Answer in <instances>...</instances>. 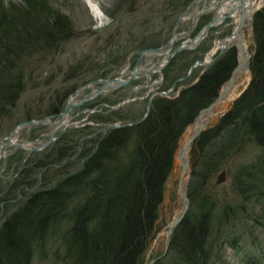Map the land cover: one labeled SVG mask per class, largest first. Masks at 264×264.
Instances as JSON below:
<instances>
[{
    "label": "trees",
    "instance_id": "obj_1",
    "mask_svg": "<svg viewBox=\"0 0 264 264\" xmlns=\"http://www.w3.org/2000/svg\"><path fill=\"white\" fill-rule=\"evenodd\" d=\"M121 1L132 12H137L141 5L140 0ZM193 1H166L164 8L170 13L167 19L183 13ZM22 3L11 8L0 2V111L5 114L17 107L32 83L25 72L26 62L41 51L59 48L73 35L72 21L47 0H22ZM254 34L253 80L218 128L229 131L228 143H233L229 149L239 150L248 137L264 152V8L255 15ZM158 45L160 41L156 38L145 37L134 51ZM126 53L120 57L125 58ZM234 61V56L228 55L195 85L183 89L177 98H156L144 122L108 132L83 153L80 170L27 198L0 225V264H32L34 256L45 252L51 236L63 226L67 231L60 237L61 250L57 254L63 264H143L157 227L179 139L199 110L214 101ZM171 66L173 63L167 69ZM176 79L167 74L165 84L169 86ZM72 91H65L64 98ZM62 104H52L45 112L30 110L26 119L41 120L60 114ZM124 119L120 112H112L104 122ZM199 145L202 146L200 138L192 155ZM62 160L63 156L56 164ZM193 165L192 177L201 178L196 163ZM29 169L23 174L29 181L21 176L13 185L15 193L33 188L34 181L30 178L35 167ZM260 171L264 173V166ZM209 175L202 178V183ZM259 187L253 182L248 191L260 199L263 189ZM227 208L221 217L230 213L231 206ZM219 217L188 213L172 236L169 252L155 264L220 262ZM223 242L227 243L224 239ZM239 242L238 236L228 243L235 247ZM254 249L243 251L245 264H264L263 248Z\"/></svg>",
    "mask_w": 264,
    "mask_h": 264
},
{
    "label": "rangeland",
    "instance_id": "obj_2",
    "mask_svg": "<svg viewBox=\"0 0 264 264\" xmlns=\"http://www.w3.org/2000/svg\"><path fill=\"white\" fill-rule=\"evenodd\" d=\"M1 1L6 7L11 6V8L23 4L22 0ZM47 1L52 8L64 13L72 21L73 35L59 48L41 51L42 53L34 56V59L26 62L25 72L28 78L31 77L32 83L16 108L6 114L0 111V142L2 138H7L19 124L28 121L26 117L30 110L45 112L52 104L60 106L63 102L62 113L71 97L78 94L85 86L90 87L76 97L77 101L82 103L70 114L71 126L63 134L61 129L58 130L55 141L47 148L32 153L9 148L2 153L3 157L0 158V225L31 195L37 191L52 188L61 179L80 170L84 163L81 157L83 153L92 149L98 139L112 131L109 130L110 126L130 124L141 120L147 113L151 92H167L175 86L171 98L178 96L183 89L196 84L204 72L206 73L215 64L227 58L229 53L225 51L205 70L198 65L186 78L191 67L196 64V60L199 62L204 60L214 44L225 36L231 35L234 30L232 20H227L224 24L213 28L198 47L189 52L183 51L176 54L169 63V65L173 63V66L167 69L168 65L162 72L153 74L146 88L141 87L149 82V77L143 73L139 79L126 87L103 93L93 100L84 101L89 92L98 86L97 81L122 75L123 79H127L130 76L138 60V56L133 54L134 49L145 37L156 38V41H160L158 46L167 45L172 37L176 17L170 21L167 19L170 13L164 8V4L167 6L165 2L168 0H140L141 5L137 12L130 11L128 5L123 4L121 0H94L104 14V20L96 18L86 0ZM221 5L220 1L209 0L191 10L187 19L177 28L179 41L175 43L174 48L186 40L188 34H191L190 38L193 39L216 16V10ZM197 16L201 17L195 21ZM161 32L162 35H160ZM246 41L250 54L253 56L256 50L254 25L253 29L247 32ZM124 52H127L126 56L121 58L120 55ZM182 53L185 54L178 59ZM144 63V67L149 68L150 65H156L158 60L147 59ZM167 74L171 78L177 77L175 82L169 86L165 84ZM183 78L186 79L183 80ZM250 80H253V75ZM71 90L74 91L64 98L63 93ZM133 92L128 103L118 110L113 109L117 108ZM158 97L161 96H155L152 106ZM233 109L234 104L222 114L211 119L207 130L200 137L202 146H197L195 154L192 155L190 152L189 156L191 178L188 182L187 193L191 206L188 213L220 216L218 223L221 229L222 249L219 254L221 261L216 264H245L243 251L253 248L264 250V173L260 171L264 166V152L260 145L248 137L243 140V145L239 150L229 149V145L233 144L228 143L230 133L226 130L220 131L218 126L222 123L223 116L231 113ZM112 112H120L125 119L110 123L104 122L107 115ZM60 114L47 115L45 118L51 117L55 122ZM93 116L98 120L94 121ZM99 118H102V121H99ZM187 129L179 139L177 152L187 136ZM50 138L51 128L26 126L17 136V143H29V148H36L48 142ZM62 156V163L56 164L57 159L60 160ZM194 162L201 178L192 177ZM31 166L35 167L30 178L34 181L33 188L22 190L19 194L15 193L14 183L23 174H27ZM180 172V165L175 158L173 169L165 185L164 199L159 207L157 227L143 264H150L164 254L167 229L182 211L183 204L177 193ZM222 172L226 173L225 182L218 185L217 181ZM205 173L211 175L207 176L206 181L202 183ZM22 178L29 181L28 176ZM253 182L258 183L259 190L263 189L260 199L256 194L252 195V191H248ZM230 206V213L221 217V212L229 209L227 207ZM210 210L212 213L209 212ZM66 231V226L56 230L45 252L37 253L32 264H63L57 254L61 250L60 237ZM238 236L240 237L239 246H231L228 243L229 240ZM223 239L227 241L226 244Z\"/></svg>",
    "mask_w": 264,
    "mask_h": 264
},
{
    "label": "water",
    "instance_id": "obj_3",
    "mask_svg": "<svg viewBox=\"0 0 264 264\" xmlns=\"http://www.w3.org/2000/svg\"><path fill=\"white\" fill-rule=\"evenodd\" d=\"M206 1H209V0H194L183 13H181L179 16L176 17V19H175L176 23H175V26L173 29L171 40L169 41L168 45H166V46L162 45L160 48H157V49L150 48L147 50L135 51L133 54H136L138 56V60H137L136 65L132 69L130 76L127 79H123L122 78L123 75H122L121 77H117V78L106 79L103 81H97L96 84L98 86L95 87L94 90L89 92V94L86 96V98H84V101L93 100L103 93H106L109 91H116L120 88H123V87L130 85L131 83H133L134 81L139 79L141 72L142 73L144 72V74L149 77V82H147L146 85L141 87V88H146L147 86H149V84L151 82V79H150L151 76L157 72H162V70L170 63L171 59L176 54L183 52V51L194 50L196 47H198L202 43V41L209 35L210 30L212 28H214L217 24L221 23L220 17L215 16L207 25H205L202 28V30L193 39L189 38V39L181 42V44L179 46L174 48L175 43H177L179 41L177 38L176 32H177V28L180 25V23H182L183 21H185L187 19L188 14H190L191 10H193L194 8H197L200 4H202L203 2H206ZM214 1H220L223 3L226 0H214ZM236 1L240 5L238 4V6H235V8H239L241 6L244 10V7L246 5L247 0H236ZM249 1L251 3V7L253 8V3H252L253 0H249ZM263 8H264V5L255 11L254 17L252 20L253 23H254L255 15ZM201 16H197L195 21H197ZM242 16H243V19H242L241 23L237 26V28L234 31V37L236 38L238 45L231 48V50H235L237 53L239 52V54H241L243 47L245 46V37L243 35V27H244V24L246 22V16L244 15V13ZM252 57L253 56H251L250 60H252ZM154 58L160 59V61L156 65H152L148 69H145V67H144L145 60H147V59L153 60ZM161 60L165 61V62L161 64V62H162ZM198 65H201L202 67L205 68V67L210 66L211 64H207V63L205 64V62L196 63L195 65H193L191 67V70H190L188 76H190L193 73V71L196 69V67ZM236 69L237 68H235L233 70V72L230 73L227 81L220 87L215 100L198 113V115L195 119V122L198 124L197 131L194 133L193 136H191V138L189 139V142L185 143V145H182V147L178 150V152L176 154L177 162L181 168V172H180L179 179H178L177 193H178V197H179L180 201L183 204V209H182L180 216L178 218L174 219L173 222L169 225V227L167 229V234L165 235L166 236V242H165L166 247H165L164 254L161 257L153 260L150 264H155L157 261H159L160 259L164 258L167 255L169 248H170V244H171V238H172L174 232L179 227V225H181L182 222L185 220V218L187 217V214L190 210L191 201H190V199L188 197V193H187L188 182L191 178L190 158H189V156L187 157L189 159H188V165H186V164H183L181 162L180 156H184L186 154V152H189V154H190V152L193 149L194 144L197 142V140L200 138V136L207 130L210 122H209V119L207 120V123L203 122V117L207 116L209 118V116L212 113H214L216 110H218V108L222 105L223 100H224V96L228 93V91L230 90V88L233 84V75L235 74ZM186 78H183V80ZM251 81H250L249 85L251 84ZM249 85H248V87H249ZM89 87H90L89 85L85 86L84 88H82L78 92V94L82 93L85 89H87ZM248 87L245 89V91L241 95H244L247 92V90L249 89ZM174 88H175V86L167 92H159V91L156 93L151 92L150 93L151 94L150 100L148 102L147 113L145 114V116L141 120H139L135 123H130V124L112 125V126H110L109 130H117L120 128H125V127H129V126H136V125L141 124L150 115L151 107H152V101L155 98V96L159 95L161 97L169 98L173 94ZM78 94H76L75 96H78ZM133 94H134V92L129 97H127L122 103H120L117 108H113V109L118 110V109L122 108L126 103H128L131 100L130 97ZM81 103L82 102H78L77 100H73V97H71L69 99V102H68L65 110L59 115L58 120L55 122L52 121L51 117H47V118L42 119V120H37V121L36 120H30V121H26V122L19 124L10 133L8 138H2V140L0 142V156L2 155L3 152H5V150H7L9 148H14L15 150H24V151H27L29 153L41 151L44 148H47L48 145H50L51 143H53L55 141V135H56L58 130L61 129L62 134H63L65 132V130L71 125L70 114L73 111V109L80 106ZM26 126H29V127L47 126V127L51 128L50 140L48 142H45L44 144L40 145L39 147H36V148H28L27 146L29 143L14 142L12 139L15 138L16 136H18L20 131ZM225 178H226V173L222 172V174L219 176L217 184L220 185V184L224 183Z\"/></svg>",
    "mask_w": 264,
    "mask_h": 264
},
{
    "label": "bare ground",
    "instance_id": "obj_4",
    "mask_svg": "<svg viewBox=\"0 0 264 264\" xmlns=\"http://www.w3.org/2000/svg\"><path fill=\"white\" fill-rule=\"evenodd\" d=\"M86 2L90 6V8H91L92 12L94 13V15L96 16V18L99 20H104V14L102 13L99 6L94 2V0H86ZM214 2H216V1H214ZM252 3H253V8L251 7L250 1L247 0L246 5H245L244 10H243V8L241 6L239 8H235V6H238V4H239V3H237L236 0H226L225 2L222 3L223 5H221L220 8L216 10V12L218 14V15L216 14V16L221 18V23L217 24L215 27H218V26L224 24V22L227 20H232L233 21L232 25L234 27V30H233L231 35H227L223 39L217 41L214 44L211 51L206 56V58L204 60H200V61L205 62V64L206 63L212 64L217 60V57H219L220 55H223V53L225 51H227V54L229 53L228 55H231V56L233 55L234 58H235V54H236L235 66L233 67V70L235 68H237V69H236L235 74L233 75V84H232L230 90L228 91V93L224 96V100H223L222 105L218 108V110H216L214 113H212L209 116V118L207 116L203 117V122H205V123H207L208 119L210 122L211 119L214 118L216 115L218 116V115L222 114L223 112H225L226 109L229 108V106H231L232 104L235 105L236 102L243 97V95H241V94L245 91V89L248 87V85L251 81L250 80L252 78V69H251V60H250L251 54H250V50L248 47V43L246 41V34L248 31H251L253 29L254 23L252 22V20L254 17V13L258 8H261L264 5V0H253ZM243 13L246 16V22H245L244 27H243V35L245 37V46L243 47L241 54H239V52L237 53L235 50H231V48L238 45L237 40L234 37V31L237 28V26L241 23V21L243 19V16H242ZM254 22H255V18H254ZM177 37H178V35H177ZM187 39H189V38L187 37ZM151 48H153V47H151ZM228 50H229V52H228ZM189 51H192V50H189ZM189 51H186V52H189ZM154 60H158V62L160 61V59H156V58H154L153 61ZM164 62L165 61H162L161 64ZM196 62L199 63V60H196ZM199 66H201V65H199ZM145 69H148V68H145ZM233 70L231 72H233ZM143 73L141 72L140 75ZM76 97L77 96H74L73 100H77ZM228 114L229 113H227L225 116H227ZM190 125L187 126L188 129L186 128L187 129V136L184 139L183 145H185V143L189 142V139L191 138V136H193L194 133L197 131L198 124L195 122V120H193V122ZM12 140L14 142H17L16 141L17 136L15 138H13ZM27 147L29 148V144ZM188 156H190L189 152H186V154L184 156H180L181 162L183 164L188 165V159H189V158H187ZM2 157L3 156L1 155L0 158H2ZM182 209H183V207H182ZM180 214L178 215V217L180 216ZM166 234H167V232H166Z\"/></svg>",
    "mask_w": 264,
    "mask_h": 264
}]
</instances>
